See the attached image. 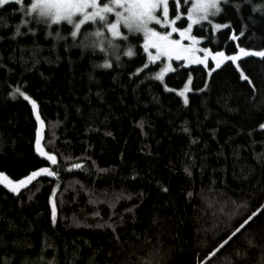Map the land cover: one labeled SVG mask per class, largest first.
<instances>
[{
  "label": "trees",
  "instance_id": "1",
  "mask_svg": "<svg viewBox=\"0 0 264 264\" xmlns=\"http://www.w3.org/2000/svg\"><path fill=\"white\" fill-rule=\"evenodd\" d=\"M235 2L242 0L222 4L212 19L231 28L207 22L193 35L204 37L203 48L226 55L237 45L264 50V14L247 3L237 12ZM176 3L170 4L173 17ZM179 3L178 27H186L190 4ZM13 7L19 8L0 9L7 22L0 21V171L19 179L50 166L58 176L42 174L19 193L0 184V264L5 258L9 264H264V214L220 246L264 204V129L258 128L264 123V57L247 56L239 69L229 62L211 74L175 62L159 81L154 74L161 65H148L140 34L127 41L132 57L124 54L126 44L107 52L75 46L66 23L59 30L67 42L54 38L56 25L12 39L22 15ZM105 58L110 68L99 66ZM189 75L185 105L178 91ZM17 87L37 101L45 122L42 145L56 155V165L35 152L37 123L31 104L10 95Z\"/></svg>",
  "mask_w": 264,
  "mask_h": 264
},
{
  "label": "snow or ice",
  "instance_id": "2",
  "mask_svg": "<svg viewBox=\"0 0 264 264\" xmlns=\"http://www.w3.org/2000/svg\"><path fill=\"white\" fill-rule=\"evenodd\" d=\"M229 2L230 0H185L186 4H190L186 13V27L176 26L177 20L181 18V13L178 11L180 7L179 0L176 3L177 13L175 18H170L169 0H29L27 4H25V0H0V9H3L6 5L19 6L18 9L13 7V12L19 11L22 15L19 18V22L15 25L12 39L28 33L35 35L37 31L36 26L38 25H44L48 29L56 25L58 27L54 33V38L67 42V37L61 35V31L59 30L60 26L66 23L72 26L69 35L73 39L75 46L81 49L91 48L93 52L97 49L107 52L109 48L117 49L122 44H126L127 49L124 54L132 57L135 55L133 51L134 46L128 44L127 41L130 36L142 34L143 51L147 53L148 62L154 63L160 61L161 63L159 71L154 76L156 79L163 81L165 73L174 70L172 67L173 60L183 61L188 65H204L208 69V73L211 74L213 68L209 67V58L214 62L216 68H220L225 61H231L233 64H236L242 56L251 54L264 57V50L252 51L239 45L236 46L238 51H235L232 55H226L224 51L212 52L207 47H198L204 37H198L192 34L194 25L202 26V23L207 21L214 29L231 28L230 22L223 24L213 23L211 19V17L216 16L223 10L222 4L226 5ZM242 3L250 4L253 12L261 11L264 14V4H254L252 0H242V2L233 3V7L237 12L240 11ZM0 21H4V26H7L4 15H0ZM153 24L163 26L164 30H157L156 27L152 26ZM85 25L87 27H84ZM22 27L26 28V32H21ZM245 29L246 26L240 30V36L244 35ZM173 33H178L179 38H173ZM46 35L53 36V32L47 31ZM4 38V36H0V40ZM230 39L235 41L238 37L236 34H231ZM185 40L190 41V43H183ZM198 52H203V55H198ZM116 59L119 61V55H116ZM3 66L6 67V65ZM99 66L110 68L112 65L105 58L103 64ZM147 66V64L144 65V67ZM236 67L239 69V64H236ZM136 71L139 72L141 69L137 68ZM240 78L248 81L249 84L252 83L242 70L240 71ZM190 83L191 75L188 77V83H185L184 87L178 91V95L183 98L185 105L189 104V98L186 93L191 90L189 88ZM165 87L167 88L166 85ZM16 94L31 104V110L35 116L37 123L34 142L35 152L40 157L46 158L51 165H56V155L46 151L41 143L45 122L41 118L37 101L22 91L20 87L15 89V93H10L13 99L16 98ZM143 125L144 121L141 120L139 126L142 130ZM258 128L264 129V123H260ZM184 131L189 132V129L185 127ZM105 135L112 136V133L106 132ZM249 135H251V132ZM257 159H260L259 154ZM80 167V163H73L71 165V168L75 169ZM100 171H107V169H100ZM185 172L191 175L187 167L185 168ZM42 174L48 177L58 176V172L50 166L37 167L19 179H10L8 175L0 171V184L12 193H19L21 189L36 181ZM162 190L166 192L168 189L167 187H163ZM56 192V188H53L51 196L49 197V203L51 205L50 215L53 225L56 223L58 214L57 202L55 200ZM262 209H264V204H261L255 211H252L230 233L227 239L221 242L220 246H223L232 236L244 228L258 212L264 214L261 211ZM126 210L129 212L132 211L131 208ZM97 226L102 227V225ZM109 227H112V225H109ZM216 250L218 249H214L205 259L213 255ZM3 264H9L7 258L4 259ZM49 264H52V262H49Z\"/></svg>",
  "mask_w": 264,
  "mask_h": 264
},
{
  "label": "rangeland",
  "instance_id": "3",
  "mask_svg": "<svg viewBox=\"0 0 264 264\" xmlns=\"http://www.w3.org/2000/svg\"><path fill=\"white\" fill-rule=\"evenodd\" d=\"M171 1H173V0H169V15H170V18H175V17H173V16L171 15V9H170ZM174 1H177V0H174ZM178 11L181 13V18H180V20H177V22H176V26H177V27H178V23H179V22L181 21V19H182V7H181V6L179 7ZM217 15H218V14H217ZM217 15H216V16H217ZM216 16L211 17V19L215 18ZM203 23H207V21H205V22H203ZM203 23H202V24H203ZM152 26L156 27L157 30H160V31H163V30H164L163 26H161V25H155V24H153ZM196 26H199V25H194V26H193L192 34H193L194 28H195ZM140 35L142 36V34H140ZM173 38L178 39V38H179V34H178V33H173ZM183 43H186V44H187V43H190V41L185 40V41H183ZM198 47H199V48H203V47L201 46L200 43H199ZM151 51H154V50H151ZM197 54H198V55H203V52H198ZM248 56L258 57V56L251 55V54L248 55ZM146 57H147V53H146ZM244 57H247V56H242L240 59H242V58H244ZM240 59L236 62V64L239 63ZM147 62H148V59H147ZM175 62H180V63H182V64L185 65V66H198V65H196V64L188 65V64H185L183 61H175V60H173V61H172V67H173V69H174V63H175ZM229 62H231V61H225L221 66H223L224 64L229 63ZM157 64H160V65H161L160 61H156V62H154V63H149V62H148V65H157ZM208 64H209V67L213 68V70L218 69V68L215 67V64H214V62L211 60V58H209V62H208ZM201 66H204V65H201ZM204 67H205V66H204ZM158 71H159V70H158ZM173 71H174V70H173ZM173 71H170V72L165 73L163 80L165 79V77H166L169 73H171V72H173ZM157 80H159V79H157ZM159 81H161V80H159ZM189 85H190V84H189ZM189 88H190V86H189ZM190 89H191V88H190ZM188 93H189V91H188ZM188 93H186V95H188ZM41 143H42V141H41ZM43 158H44V157H43Z\"/></svg>",
  "mask_w": 264,
  "mask_h": 264
}]
</instances>
